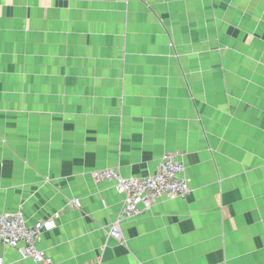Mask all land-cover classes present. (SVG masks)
<instances>
[{
    "label": "crops",
    "instance_id": "0c3cea01",
    "mask_svg": "<svg viewBox=\"0 0 264 264\" xmlns=\"http://www.w3.org/2000/svg\"><path fill=\"white\" fill-rule=\"evenodd\" d=\"M168 153L189 195L114 239L124 197L92 173ZM19 209L54 218V264H264V0H0V213Z\"/></svg>",
    "mask_w": 264,
    "mask_h": 264
},
{
    "label": "built area",
    "instance_id": "2783aa9c",
    "mask_svg": "<svg viewBox=\"0 0 264 264\" xmlns=\"http://www.w3.org/2000/svg\"><path fill=\"white\" fill-rule=\"evenodd\" d=\"M184 164L176 154H164L154 174L143 178H125L115 169H102L92 173L95 183L111 182L119 194L123 205L117 220L110 226L109 234L121 240L120 223L124 219L137 217L143 210L154 206L160 198H186L191 189L184 176ZM72 205L79 208L78 199ZM54 218L40 220L27 225L22 210L0 213V246L10 247L22 260L35 264H54L46 253L38 248L40 234L55 229ZM0 264H5L0 256Z\"/></svg>",
    "mask_w": 264,
    "mask_h": 264
}]
</instances>
